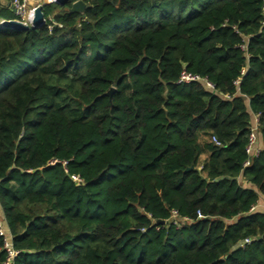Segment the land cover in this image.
I'll return each instance as SVG.
<instances>
[{
	"label": "trees",
	"instance_id": "obj_1",
	"mask_svg": "<svg viewBox=\"0 0 264 264\" xmlns=\"http://www.w3.org/2000/svg\"><path fill=\"white\" fill-rule=\"evenodd\" d=\"M83 1L0 26L15 264H264V0Z\"/></svg>",
	"mask_w": 264,
	"mask_h": 264
},
{
	"label": "built area",
	"instance_id": "obj_2",
	"mask_svg": "<svg viewBox=\"0 0 264 264\" xmlns=\"http://www.w3.org/2000/svg\"><path fill=\"white\" fill-rule=\"evenodd\" d=\"M56 2L55 0H48V3ZM10 4L12 6V9L15 13V18L18 21H21L26 24H31L32 19L34 18L35 15V7H29L28 4L26 3L25 0H10ZM43 5V4H42ZM5 18H2L0 20V24L2 20ZM244 47V46H243ZM198 80H204L206 84L214 89L215 86L212 82L208 81L206 78L200 77L198 74H192L190 72L184 71L179 80L177 81L178 83L181 82H190V81H198ZM237 83L239 80L236 81ZM257 123V119L255 121ZM254 124L251 128L250 135H249V144H248V150L253 153H257L259 150L256 148V141H257V124ZM214 140L217 144H220V142L214 137ZM250 163L249 160L245 162V165H248ZM259 206V203L257 205H254L251 208V211L255 210ZM176 212L174 211V217L176 218ZM0 234H4V249L6 251V259L4 261V264H15V257L19 253V250H17L10 239L9 236L6 235V229L2 221H0ZM252 241V238L247 237L241 242V246L246 245L247 243H250Z\"/></svg>",
	"mask_w": 264,
	"mask_h": 264
},
{
	"label": "water",
	"instance_id": "obj_3",
	"mask_svg": "<svg viewBox=\"0 0 264 264\" xmlns=\"http://www.w3.org/2000/svg\"><path fill=\"white\" fill-rule=\"evenodd\" d=\"M56 3H59L61 5H66L71 2L70 10L72 12H78V11H84V9L87 7V4L83 0H55ZM46 22L45 15L43 12L42 5H39L35 8V15L32 19L31 24H26L21 21H18L17 19L11 18V19H4L2 20L0 26L5 28H11L15 30H25L30 27H39L43 25ZM115 90V87H111L109 91H107L106 95H111L112 92ZM191 168V167H190ZM188 168L187 170H189ZM224 178H230L228 176H220L214 179V181H220ZM157 223H164V220H157Z\"/></svg>",
	"mask_w": 264,
	"mask_h": 264
},
{
	"label": "crops",
	"instance_id": "obj_4",
	"mask_svg": "<svg viewBox=\"0 0 264 264\" xmlns=\"http://www.w3.org/2000/svg\"><path fill=\"white\" fill-rule=\"evenodd\" d=\"M25 1H26V3L28 4L29 7H35V6L42 5L44 3H48V0H25ZM0 3H2V4H8L12 8V6L10 4V0H0ZM255 121H256V118H255ZM257 147L258 148H261L262 147V143L259 142L258 145H257ZM260 207L261 208H264V198H262L260 200Z\"/></svg>",
	"mask_w": 264,
	"mask_h": 264
},
{
	"label": "rangeland",
	"instance_id": "obj_5",
	"mask_svg": "<svg viewBox=\"0 0 264 264\" xmlns=\"http://www.w3.org/2000/svg\"><path fill=\"white\" fill-rule=\"evenodd\" d=\"M259 206H260V202H259ZM259 206H258V207H259Z\"/></svg>",
	"mask_w": 264,
	"mask_h": 264
}]
</instances>
